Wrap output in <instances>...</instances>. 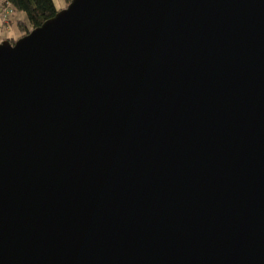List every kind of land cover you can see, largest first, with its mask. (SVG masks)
I'll use <instances>...</instances> for the list:
<instances>
[{"label":"water","instance_id":"95a60500","mask_svg":"<svg viewBox=\"0 0 264 264\" xmlns=\"http://www.w3.org/2000/svg\"><path fill=\"white\" fill-rule=\"evenodd\" d=\"M0 264H264V0H71L1 41Z\"/></svg>","mask_w":264,"mask_h":264},{"label":"trees","instance_id":"16d2710c","mask_svg":"<svg viewBox=\"0 0 264 264\" xmlns=\"http://www.w3.org/2000/svg\"><path fill=\"white\" fill-rule=\"evenodd\" d=\"M70 2L71 0L68 3ZM0 6V11L9 8L13 12L25 15L24 20L17 21V25L24 35L53 18L60 11L54 0H2Z\"/></svg>","mask_w":264,"mask_h":264},{"label":"crops","instance_id":"0c3cea01","mask_svg":"<svg viewBox=\"0 0 264 264\" xmlns=\"http://www.w3.org/2000/svg\"><path fill=\"white\" fill-rule=\"evenodd\" d=\"M1 1L2 0H0V5ZM13 13L18 16L17 18H15V20H12L10 17L11 20L9 19L1 21V28L3 29L4 33L3 35H0V41H2V39L4 38L17 39L22 36V32L19 30L16 20H24L25 15L19 12H12V14Z\"/></svg>","mask_w":264,"mask_h":264},{"label":"rangeland","instance_id":"374dc122","mask_svg":"<svg viewBox=\"0 0 264 264\" xmlns=\"http://www.w3.org/2000/svg\"><path fill=\"white\" fill-rule=\"evenodd\" d=\"M54 2H55V5H56V7H57V9L58 10H62V9H64V8H66L67 6H68V2H69V0H54ZM6 10H7V8H5ZM0 10H1V6H0ZM3 11H0V35H3V33H4V31H3V29L1 28V21H4V20H9L10 19V17H11V19L12 20H15V18H17L18 16L17 15H15L14 13L12 14V12L11 11H8V13H7V16H5V10L4 9H2ZM10 19V20H11ZM18 20H16V22H17ZM17 28V27H16ZM20 30V29H19ZM21 31V30H20ZM24 34H23V32H22V36H23ZM22 36H20V37H22ZM19 37V38H20ZM19 38H17V39H19ZM7 38H4V39H2V41L3 40H6ZM17 39H10L12 42H14L15 40H17ZM1 42V41H0Z\"/></svg>","mask_w":264,"mask_h":264},{"label":"built area","instance_id":"2783aa9c","mask_svg":"<svg viewBox=\"0 0 264 264\" xmlns=\"http://www.w3.org/2000/svg\"><path fill=\"white\" fill-rule=\"evenodd\" d=\"M6 12V14H5V16H7V13H8V11H11V12H13L11 9H9V8H7V10L6 9H4Z\"/></svg>","mask_w":264,"mask_h":264}]
</instances>
